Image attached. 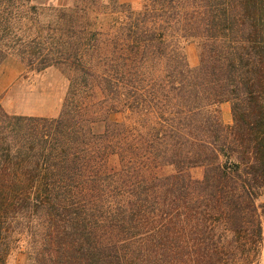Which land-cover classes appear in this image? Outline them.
<instances>
[{
  "label": "trees",
  "instance_id": "1",
  "mask_svg": "<svg viewBox=\"0 0 264 264\" xmlns=\"http://www.w3.org/2000/svg\"><path fill=\"white\" fill-rule=\"evenodd\" d=\"M12 57L69 85L56 118L0 107V264H258L264 0H0Z\"/></svg>",
  "mask_w": 264,
  "mask_h": 264
},
{
  "label": "rangeland",
  "instance_id": "2",
  "mask_svg": "<svg viewBox=\"0 0 264 264\" xmlns=\"http://www.w3.org/2000/svg\"><path fill=\"white\" fill-rule=\"evenodd\" d=\"M135 2L137 0H122ZM60 0H34L36 5H56ZM190 67L200 63L199 46L194 42L184 45ZM68 80L57 68L44 72L30 71L15 58H10L0 67V107L10 115L56 118L60 115L68 90ZM221 118L225 125L232 124V108L229 103L220 106ZM194 177L200 178L202 170H195ZM264 202V196L258 204ZM6 264H28L24 248L16 250L8 257ZM258 264H264V248Z\"/></svg>",
  "mask_w": 264,
  "mask_h": 264
}]
</instances>
